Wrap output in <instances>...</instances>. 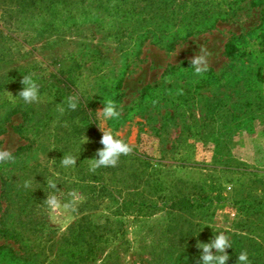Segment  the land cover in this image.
<instances>
[{"label": "rangeland", "instance_id": "374dc122", "mask_svg": "<svg viewBox=\"0 0 264 264\" xmlns=\"http://www.w3.org/2000/svg\"><path fill=\"white\" fill-rule=\"evenodd\" d=\"M129 3L0 0V148L13 153L23 144L12 130L22 116L10 114L12 109L45 123L33 131L28 158L0 163L11 182L22 178L24 165H38L45 178L32 204L33 223L42 233L29 243L31 257L12 258V252L21 254L18 245L0 237V264H62L56 250L61 245L50 251V242L75 220L84 201L76 191L62 195L63 113L60 85L51 77L57 72L72 75L101 133L112 131L152 160L165 200L185 196L201 203L171 217L163 212L126 217L125 244L117 252L104 249L88 264H173L180 250L200 257L197 243L220 232L232 245L226 264H239L242 250L251 264L264 262V0H186L192 10L225 15L170 49L139 44ZM227 42L236 49L232 57L222 54ZM201 47L212 55L207 71L196 75L191 59ZM29 74L39 85L35 103L18 95ZM109 99L119 118L105 119L99 111ZM51 194L60 200L59 208L46 203Z\"/></svg>", "mask_w": 264, "mask_h": 264}, {"label": "trees", "instance_id": "16d2710c", "mask_svg": "<svg viewBox=\"0 0 264 264\" xmlns=\"http://www.w3.org/2000/svg\"><path fill=\"white\" fill-rule=\"evenodd\" d=\"M105 1L115 4L127 2ZM131 1L128 10L132 15H136L131 18L140 31L137 36L139 44L149 41L167 49L195 33L211 29L225 15L218 10L210 13L207 10L199 12L197 8L192 10L186 0ZM235 52L231 42L224 44L222 54L225 57H232ZM51 77L60 85V107L63 108V117L65 116L61 119V158L69 154L78 157L74 166L65 167L61 163L62 195L76 191L84 197L79 215L61 232V236L49 245L50 251L53 246L61 245V249L56 250H61L62 264L91 263L106 248L119 251L120 246L125 244L124 220L128 216L141 218L163 212L171 217L174 211L201 206V203L185 196L176 200L173 197L165 200L162 182L157 170L153 168L152 160L135 149L127 156L121 155L115 167L101 166L94 172L90 171L93 163L91 159H98L96 152L103 147L100 143L102 133L97 129L90 107L74 88L72 75L68 72H57ZM121 81L119 79L117 89H120ZM73 95L79 97L75 110L68 107V97ZM9 113H20L22 116L21 125L12 130L23 144L12 154L15 159L28 158V152L35 143L33 131L42 129L44 120L32 122L26 111L15 108ZM67 141L70 143L67 144ZM5 167V164H0V237L17 244L16 251L21 254L12 252L11 256L18 261H24L31 257L28 250L33 235L42 233V228H35L33 223L32 204L37 194H41L45 178L42 177V168L38 165H24L20 182H11L9 171L4 170ZM39 170L41 173H38ZM25 181H31L29 187H24ZM36 184L39 186L34 188ZM100 205L103 206L100 212H92ZM57 252H54L53 256L57 257ZM199 258L189 251L180 250L175 253L173 264H197ZM256 263L264 264L259 260Z\"/></svg>", "mask_w": 264, "mask_h": 264}, {"label": "clouds", "instance_id": "9594fccd", "mask_svg": "<svg viewBox=\"0 0 264 264\" xmlns=\"http://www.w3.org/2000/svg\"><path fill=\"white\" fill-rule=\"evenodd\" d=\"M212 54L204 47L200 48V54L195 55L191 59V64L194 67L195 74L201 75L208 68V57ZM33 74L23 76L21 84L23 85L22 90L18 95L23 99L25 103H35L39 100V85L32 78ZM79 103V97L76 95L68 97V107L71 110H75ZM63 113V108L60 109ZM105 119H115L119 118L120 111L118 110L117 104L109 99L104 102V107L99 110ZM87 142V137H85V142ZM100 143L103 145L101 149H98L96 156L98 159H91L93 161L90 171H95L97 168L104 167H115L119 162L121 155H129L132 153L133 148L128 143L122 139L115 137L112 131H102V136ZM78 157L71 154L64 155L61 158V163L63 166H74L76 164ZM11 162L15 163V158L8 149L0 148V163ZM31 181H25L24 187H29ZM48 186L52 189H57V184L53 181L48 182ZM46 203L55 208L60 207V200L55 194H51L46 198ZM196 247L202 249L201 255L197 264H226L229 260V255L226 249L232 248L230 237L224 232H220L215 235L214 238L208 243H197ZM213 249L215 252H213ZM237 261L239 264H251L248 259L247 250H242L237 256Z\"/></svg>", "mask_w": 264, "mask_h": 264}]
</instances>
